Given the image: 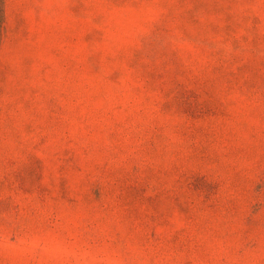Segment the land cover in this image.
Returning <instances> with one entry per match:
<instances>
[{
    "label": "rangeland",
    "instance_id": "obj_1",
    "mask_svg": "<svg viewBox=\"0 0 264 264\" xmlns=\"http://www.w3.org/2000/svg\"><path fill=\"white\" fill-rule=\"evenodd\" d=\"M0 264H264V0H4Z\"/></svg>",
    "mask_w": 264,
    "mask_h": 264
},
{
    "label": "trees",
    "instance_id": "obj_2",
    "mask_svg": "<svg viewBox=\"0 0 264 264\" xmlns=\"http://www.w3.org/2000/svg\"><path fill=\"white\" fill-rule=\"evenodd\" d=\"M3 20H4V0H0V34L2 30Z\"/></svg>",
    "mask_w": 264,
    "mask_h": 264
}]
</instances>
